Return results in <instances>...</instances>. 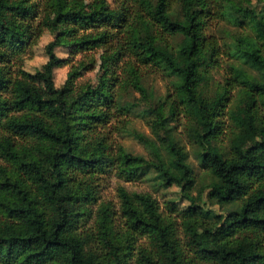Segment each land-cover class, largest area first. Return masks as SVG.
Wrapping results in <instances>:
<instances>
[{
    "label": "trees",
    "instance_id": "1",
    "mask_svg": "<svg viewBox=\"0 0 264 264\" xmlns=\"http://www.w3.org/2000/svg\"><path fill=\"white\" fill-rule=\"evenodd\" d=\"M257 1L259 9L249 0H99L87 10L84 0H0V264H264V0ZM43 9L52 40L32 77L54 98L10 89L42 33ZM212 19L237 30L231 52L206 32ZM96 48L106 72L94 85L76 93L78 74L68 71L55 88V68ZM223 55L237 63L225 65L208 96L201 87ZM150 68L170 78V92L145 85ZM133 116L147 133L129 127ZM179 116L209 177L196 196L171 125ZM223 135L226 153L214 144ZM104 175L175 186L187 204L168 200L163 213L150 194L120 185L114 211L97 203ZM179 231L203 244L186 248Z\"/></svg>",
    "mask_w": 264,
    "mask_h": 264
},
{
    "label": "rangeland",
    "instance_id": "2",
    "mask_svg": "<svg viewBox=\"0 0 264 264\" xmlns=\"http://www.w3.org/2000/svg\"><path fill=\"white\" fill-rule=\"evenodd\" d=\"M251 5L255 6L256 9L261 7V3L257 0H249ZM109 5L112 7L113 3L112 0H107ZM84 5L87 10H95L99 6V0H84ZM50 12L48 9L41 10V13L37 17V22L40 23L41 27L43 28L41 35L37 39L36 43L31 46L27 52L24 54L21 68L23 73L19 75H15L12 79L11 83V92L12 93H19L23 90L27 89L34 92L38 97L41 98H54L55 94L47 93L42 84L32 77V73L35 69L40 68V66L46 60V56L44 53V45L52 40L51 32L49 31L48 22L50 20ZM206 32L210 35H213L217 38L218 43L221 46H226L231 52L232 47L230 46L229 42L231 41V37L233 33H236L237 30L235 27L228 24L226 21L219 20V19H212L210 21V26L207 28ZM178 38L172 39V41H176ZM225 52H227V48H223ZM222 51V47H221ZM54 52L59 57H66L67 53L66 50L62 47H56ZM101 53L100 48H96L90 51L85 52H78L74 54L71 58V61L61 67L55 68L53 70V83L55 88L59 87L68 71H76L78 77L75 79L74 83V91L76 93L83 91L86 87L92 86L97 81L98 77L103 76L106 72V68L103 64L100 63L99 55ZM228 54V52H227ZM232 54V53H231ZM229 55V54H228ZM230 56V55H229ZM232 57V56H230ZM220 59L222 60V67L219 69L212 70L210 74L212 78L207 80L205 84L202 85V90L208 96L212 95L214 87L216 83H221L222 77L225 73V65L233 61V59L224 58V55L221 56ZM233 63H237L233 61ZM245 70L251 74L254 72L248 69L245 66ZM144 82L145 85L150 86L153 91L157 95H164L167 92H170L171 86L169 84L170 78L164 76L160 71H156L152 68L149 69V72L144 75ZM237 90L234 89L231 92ZM183 122L184 119L179 116L176 121L171 122L173 125L174 136L178 139L179 143L184 147L187 152V162L189 163L190 167L195 176V186L191 191L192 195H197L199 191H201L208 182V174L203 171L198 163V160L195 155L194 147H192L185 137L183 132ZM228 122L225 121V124ZM129 127H133L140 132L147 133L148 129L143 124V122L137 117H130V124ZM116 142L121 143L128 151L131 153L141 154L144 157H147L146 151L142 148L140 144H138L135 140L131 137L127 136L126 134L123 135H114ZM214 144L223 152L226 153V135H223L222 138H217L214 141ZM98 200L97 203L102 201L109 202L111 207L114 211L118 209V199L116 197V187L123 186L128 191H136V192H146L151 195L152 198L155 199L157 204L159 205V209L165 213L166 212V201L173 200L179 207H182L187 204L186 201L182 200L179 196L178 188L175 186H169L167 188H162L156 186L155 182L150 180V178H144L140 180H136L133 182H123L120 179L116 178L113 175H104L99 179L98 182ZM206 206L219 211L216 206L209 205L206 203ZM94 207V206H92ZM116 224L119 223V219L115 220ZM89 224V221L87 222ZM87 224V225H88ZM179 238L182 244L188 248L198 247L203 244V239L199 235L197 237H189L178 232Z\"/></svg>",
    "mask_w": 264,
    "mask_h": 264
}]
</instances>
